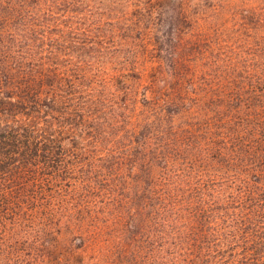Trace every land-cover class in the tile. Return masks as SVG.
Listing matches in <instances>:
<instances>
[{
	"label": "rangeland",
	"instance_id": "obj_1",
	"mask_svg": "<svg viewBox=\"0 0 264 264\" xmlns=\"http://www.w3.org/2000/svg\"><path fill=\"white\" fill-rule=\"evenodd\" d=\"M262 76L264 0H0V87L44 95L0 107L50 134L0 164V264H156L151 187L223 176L258 138Z\"/></svg>",
	"mask_w": 264,
	"mask_h": 264
},
{
	"label": "trees",
	"instance_id": "obj_2",
	"mask_svg": "<svg viewBox=\"0 0 264 264\" xmlns=\"http://www.w3.org/2000/svg\"><path fill=\"white\" fill-rule=\"evenodd\" d=\"M29 49H9L5 56H17L31 64L34 54ZM13 66L12 63L11 68ZM254 87L264 94V76ZM23 92L20 96L12 92L5 94L0 87V98L8 100L9 106H28L26 95L30 96V103L36 105L44 97L31 89ZM10 114V108L0 107V164L13 160L12 165L16 157L27 156L32 151L46 152L42 149L50 139L48 131L42 125L26 127L15 120H6ZM253 127H257L254 132L258 138L244 141L241 150L245 154L232 153L225 159V174H213L205 188L197 187L194 191L185 188L184 191L177 187L175 193V189L167 187V178L151 187V195L146 199L157 202L153 209L160 229L156 237H149V261L155 260L156 264H264V118ZM220 148L218 152L225 156ZM8 169L6 166L0 169V188H9L7 177L12 171ZM192 218L197 220L195 228L188 222ZM183 227L188 230L184 231Z\"/></svg>",
	"mask_w": 264,
	"mask_h": 264
}]
</instances>
